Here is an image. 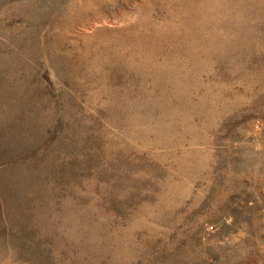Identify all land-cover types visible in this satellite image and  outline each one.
<instances>
[{
	"label": "rangeland",
	"instance_id": "1",
	"mask_svg": "<svg viewBox=\"0 0 264 264\" xmlns=\"http://www.w3.org/2000/svg\"><path fill=\"white\" fill-rule=\"evenodd\" d=\"M0 264H264V0H0Z\"/></svg>",
	"mask_w": 264,
	"mask_h": 264
}]
</instances>
